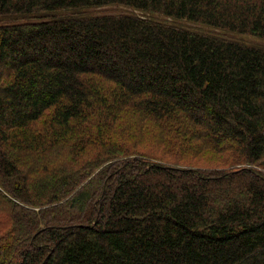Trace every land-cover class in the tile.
Masks as SVG:
<instances>
[{
	"label": "trees",
	"instance_id": "16d2710c",
	"mask_svg": "<svg viewBox=\"0 0 264 264\" xmlns=\"http://www.w3.org/2000/svg\"><path fill=\"white\" fill-rule=\"evenodd\" d=\"M111 5L264 40V0H0V264H264V49Z\"/></svg>",
	"mask_w": 264,
	"mask_h": 264
},
{
	"label": "rangeland",
	"instance_id": "374dc122",
	"mask_svg": "<svg viewBox=\"0 0 264 264\" xmlns=\"http://www.w3.org/2000/svg\"><path fill=\"white\" fill-rule=\"evenodd\" d=\"M85 16H101V15H112V16H119V15H131L137 16L139 18H153L156 20H160L168 25H177L180 27H184L188 30L193 32H199L203 34L212 35L215 37H220L222 39L228 41H234L246 46L257 47L264 49V40L258 37L247 35V34H240V33H233L229 31H225L222 29H215L203 24L192 23L188 21H180L173 18H168L164 16H159L158 14L152 15L149 13H145L136 9H133L128 6L124 5H111V6H104V7H97V8H88L82 11ZM223 155H218L217 153L206 150L202 154L197 157L190 158L187 160L178 161L177 164L180 167H186L187 165H192L193 168L203 169L206 171L215 170L216 168H223L225 167V163L228 161L227 156L226 159L222 157ZM190 160V161H189ZM189 161V162H188ZM189 165V166H190ZM229 170V168H226Z\"/></svg>",
	"mask_w": 264,
	"mask_h": 264
}]
</instances>
